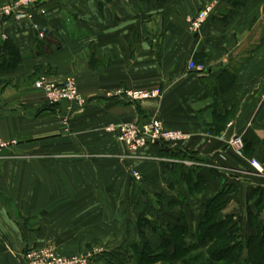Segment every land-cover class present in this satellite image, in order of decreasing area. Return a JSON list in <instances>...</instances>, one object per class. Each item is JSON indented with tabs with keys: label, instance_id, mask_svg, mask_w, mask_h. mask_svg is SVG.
Segmentation results:
<instances>
[{
	"label": "crops",
	"instance_id": "obj_1",
	"mask_svg": "<svg viewBox=\"0 0 264 264\" xmlns=\"http://www.w3.org/2000/svg\"><path fill=\"white\" fill-rule=\"evenodd\" d=\"M211 3L214 13L193 32L189 19ZM46 9L32 20L0 19V46L11 40L23 57L0 72V137L17 141L0 158V264H24L28 247L89 253L90 264H109L103 256L122 247L157 249L160 235L140 217L172 225L184 217L192 235L226 185L222 217L234 216L248 237L249 212L264 204V174L249 164H264V0H47ZM34 24L58 37L57 51L41 49ZM43 76L74 77L85 105L46 102L34 88ZM155 89L162 95L153 100L116 96ZM152 119L184 134L167 145L196 163L182 165L199 168L206 194L173 206L188 189L171 187L175 172L163 167L159 144L128 158L108 131ZM238 136L243 154L230 148Z\"/></svg>",
	"mask_w": 264,
	"mask_h": 264
},
{
	"label": "trees",
	"instance_id": "obj_2",
	"mask_svg": "<svg viewBox=\"0 0 264 264\" xmlns=\"http://www.w3.org/2000/svg\"><path fill=\"white\" fill-rule=\"evenodd\" d=\"M46 1L42 4L45 8ZM145 1L162 5L166 0ZM39 44L42 45V50L55 52L59 49L58 37L50 32H47L45 39L39 41ZM22 63L20 50L11 40L0 46V72L17 70ZM159 147L163 158H186L182 152L165 143H159ZM162 165L175 172L172 188L184 184L188 189V196L171 202L173 206H182L191 198L197 199L206 194L207 181L202 177L199 168L170 162H162ZM229 190L226 185L218 195L207 201L205 213L198 216V226L194 234H190L188 223H183L184 217L178 218L179 222L175 225L170 222L158 224L156 221L140 217V223L147 224L151 231L160 235L159 248L155 249L149 243L142 247L137 244L122 247L113 253L105 254L104 260L109 264H264V204L258 203L257 213L250 210V234L244 237L234 216L227 215L225 219L222 217L230 201ZM189 237L191 242L187 241ZM30 249L33 247H28L25 252ZM205 255L207 259L204 258Z\"/></svg>",
	"mask_w": 264,
	"mask_h": 264
},
{
	"label": "built area",
	"instance_id": "obj_3",
	"mask_svg": "<svg viewBox=\"0 0 264 264\" xmlns=\"http://www.w3.org/2000/svg\"><path fill=\"white\" fill-rule=\"evenodd\" d=\"M45 0H14L0 6V19H9L13 21L32 20L35 16H46L47 10L42 4ZM216 8L215 3L206 5L199 14L192 19H189L190 28L193 32H200L207 23L210 16ZM34 31L40 40H44L48 32L38 24H34ZM190 69L198 72H204L205 68L196 66L194 62H190ZM35 88L40 91L49 104H59L61 102H70L78 106H84L86 101L81 96L77 82L74 78L66 80L64 83H57L50 80L48 77L40 78L35 85ZM118 97H124L131 100H153L161 96V90L155 89L151 91H132L119 90L116 93ZM264 100V92L261 95ZM109 132L117 133L120 143H122L128 153L126 156L132 159H139V152L149 145L159 143L176 144L185 138L184 134L179 131H168L164 125L157 119H152L144 124L123 123L117 126L108 128ZM17 145L16 140H3L0 137V158L5 150ZM230 148L236 153L243 154L245 151V143L241 137H235L230 142ZM125 156V157H126ZM142 159V158H141ZM163 162L181 163L187 166H195L196 163H191L185 160L176 161L172 159H160ZM250 166L258 174H264V164L256 159L250 160ZM24 264H89L90 259L87 256H61L54 247L33 248L24 253Z\"/></svg>",
	"mask_w": 264,
	"mask_h": 264
},
{
	"label": "rangeland",
	"instance_id": "obj_4",
	"mask_svg": "<svg viewBox=\"0 0 264 264\" xmlns=\"http://www.w3.org/2000/svg\"><path fill=\"white\" fill-rule=\"evenodd\" d=\"M1 6V5H0ZM43 77H48V76H43ZM42 78V77H41ZM50 80H53V79H51L50 77H48ZM70 78H74V77H70ZM69 78V79H70ZM75 79V78H74ZM76 80V79H75ZM77 82V81H76ZM35 85H36V83L34 84V88H35ZM36 89V88H35ZM37 90V89H36ZM161 95H162V91H161ZM160 98V97H159ZM117 139H118V137H117ZM232 141V140H231ZM17 146V145H16ZM15 147V146H14ZM10 149V148H9ZM9 149H7V150H5L4 152H7ZM3 152V153H4ZM129 173L130 174H132V176H133V178L135 179V181L136 182H142L143 181V176H142V174H140V172L139 171H137V170H131V171H129ZM56 249V248H55ZM56 251L62 256V254L59 252V250L58 249H56ZM76 256H82V255H76ZM88 256H90L89 255V253L87 254V257ZM90 264V263H89Z\"/></svg>",
	"mask_w": 264,
	"mask_h": 264
}]
</instances>
